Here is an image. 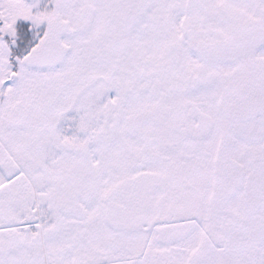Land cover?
I'll use <instances>...</instances> for the list:
<instances>
[{
	"label": "snow or ice",
	"instance_id": "snow-or-ice-1",
	"mask_svg": "<svg viewBox=\"0 0 264 264\" xmlns=\"http://www.w3.org/2000/svg\"><path fill=\"white\" fill-rule=\"evenodd\" d=\"M0 264H264V0H0Z\"/></svg>",
	"mask_w": 264,
	"mask_h": 264
}]
</instances>
